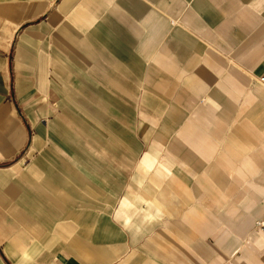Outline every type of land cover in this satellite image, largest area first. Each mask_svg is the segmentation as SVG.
I'll return each instance as SVG.
<instances>
[{"label":"crops","instance_id":"1","mask_svg":"<svg viewBox=\"0 0 264 264\" xmlns=\"http://www.w3.org/2000/svg\"><path fill=\"white\" fill-rule=\"evenodd\" d=\"M262 76L264 0H0V264H181L196 239L177 225L215 194L252 204L226 216L243 245L233 264H264V230L249 231L264 216ZM123 97L139 98L140 142L107 115ZM86 109L136 145L120 198L117 160L70 153Z\"/></svg>","mask_w":264,"mask_h":264},{"label":"rangeland","instance_id":"2","mask_svg":"<svg viewBox=\"0 0 264 264\" xmlns=\"http://www.w3.org/2000/svg\"><path fill=\"white\" fill-rule=\"evenodd\" d=\"M237 3H241L240 1ZM259 79L264 82L260 77ZM89 101L92 103V98H88ZM123 102L120 100L117 101V107L114 106V102L112 101L111 108H117V113H110L107 111V115L111 116V118L115 121L117 120L118 124V136L121 138H124L123 136H126V134H132V136H135V138L139 139L140 142V136L138 135V124H139V118H140V103L138 97H129V98H121ZM125 102L128 103V106L125 105ZM93 104V103H92ZM94 108V107H91ZM108 108V107H107ZM90 109V108H88ZM87 110V109H86ZM91 110V109H90ZM90 110H87L86 115V128H81V132L75 134L77 140L80 142L79 146L80 149L77 150L78 152H70V153H81L85 154L86 158L89 160H92L93 158L102 159L105 160L109 157L113 158L114 160H117V163L113 161V164L115 167H117L119 170H123L122 177L118 178V187H121V190L123 192L117 193L118 198L122 197V194H124V189L126 187V181H127V172H126V165L125 162H123L120 159V155L122 153L124 154H131L136 153V145L134 146V152L128 148L126 145L121 143L119 139H116L115 137L111 136L109 134V130L107 129V135L104 134L101 130L102 122L101 118L96 115V113L91 114ZM90 113V114H89ZM73 114V113H71ZM134 126V127H133ZM101 137V139H100ZM49 146V145H48ZM143 151H147L149 146L143 145L141 146ZM118 153H121L117 155L113 150H115ZM118 149V150H117ZM136 155V154H135ZM136 157V156H135ZM140 158L139 156L137 157ZM87 160V163L93 164L92 161ZM35 161V158L24 160L21 164V167L28 168L31 166L32 162ZM89 161V162H88ZM130 167V170L132 166L127 165ZM136 166V164H135ZM104 167V166H102ZM86 170V172L90 175L91 171L86 166L83 168ZM107 180V179H106ZM106 180L102 181V189H105L108 187L106 184ZM104 191V190H103ZM105 193V192H103ZM116 194V193H114ZM216 194L213 198V201L210 200V202H205V195H200L198 198V209L197 212V219L198 224H192V225H186V224H180L177 225L181 229L183 238L185 236H191L193 241L182 239L181 243V264H233L235 261L243 262V245H240L237 247V234L238 230L234 223L227 224V221L229 219H226V216L233 215H239L244 210H250V207L252 204L247 205L246 209H228V208H221L220 201L216 198ZM182 197L184 199V193L182 192ZM262 202L264 203V196L262 199ZM202 204L207 205L208 207H200ZM235 212H239L238 214H235ZM184 214L188 215L189 212H185L184 209L182 211V216ZM237 217V216H236ZM199 220H202L203 222L199 223ZM208 222V224H206ZM174 222L172 220L166 222V224L163 227L164 232L170 233V228L173 226ZM260 231L256 227L255 224L251 225L249 231ZM264 230V229H263ZM160 232V231H159ZM161 234V233H160ZM167 237V236H166ZM168 238V237H167ZM153 243L156 245L153 246L154 248H159V252L161 253H168L173 251V244L174 242L169 238V240H162L161 238L152 240ZM163 243V244H161ZM151 244V242H150ZM161 244V245H160ZM243 244V243H242ZM177 245V244H176ZM178 248V245L176 246ZM237 247V248H236ZM138 248V247H137ZM141 248H144L141 247ZM149 248H152L151 246ZM229 248H233L230 256L223 255V250H227ZM189 252L192 254L189 255ZM143 254V253H138ZM149 262L154 264H168L169 259H177V257L167 255L165 257H156V258H148ZM192 259V260H191Z\"/></svg>","mask_w":264,"mask_h":264},{"label":"built area","instance_id":"3","mask_svg":"<svg viewBox=\"0 0 264 264\" xmlns=\"http://www.w3.org/2000/svg\"><path fill=\"white\" fill-rule=\"evenodd\" d=\"M261 79L264 80V76H262ZM255 225H256V227H257L258 229H264V216H263L262 218L258 219V220L256 221Z\"/></svg>","mask_w":264,"mask_h":264},{"label":"bare ground","instance_id":"4","mask_svg":"<svg viewBox=\"0 0 264 264\" xmlns=\"http://www.w3.org/2000/svg\"><path fill=\"white\" fill-rule=\"evenodd\" d=\"M260 230H263V229H260Z\"/></svg>","mask_w":264,"mask_h":264}]
</instances>
